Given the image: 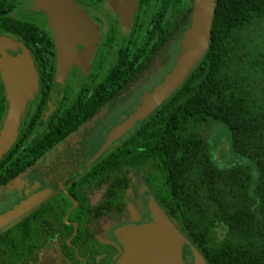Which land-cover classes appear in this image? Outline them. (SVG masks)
I'll use <instances>...</instances> for the list:
<instances>
[{"label":"trees","instance_id":"1","mask_svg":"<svg viewBox=\"0 0 264 264\" xmlns=\"http://www.w3.org/2000/svg\"><path fill=\"white\" fill-rule=\"evenodd\" d=\"M193 1L142 0L140 9L148 12L141 35L118 50L101 76L94 62L87 86L72 99L66 95L49 114L45 130L37 132V115H43L57 93L44 84L54 71H41L39 93L29 103L17 140L0 160V189L42 160L53 159L63 128L75 129L99 115L159 66L163 49L189 27ZM5 109L0 87V125ZM211 125L228 132L237 161L226 166L216 162L206 137ZM42 170L63 180L62 163L49 160ZM137 178L207 264H264V0H218L207 51L187 78L65 183L76 207L57 189L2 229L0 264H32L52 243L62 255L63 249L69 251L68 256H76L74 247L83 256L95 246L106 247L91 229L106 215L120 219L128 214L126 195ZM98 191L100 200L92 204L89 197ZM72 222L78 224L75 234ZM68 238L72 246L66 244ZM189 245L183 248L185 261ZM114 254L107 255V264Z\"/></svg>","mask_w":264,"mask_h":264},{"label":"flooded vegetation","instance_id":"2","mask_svg":"<svg viewBox=\"0 0 264 264\" xmlns=\"http://www.w3.org/2000/svg\"><path fill=\"white\" fill-rule=\"evenodd\" d=\"M77 5H79L87 14L88 18L91 20L93 25L97 28L98 32V46L94 51L91 60H90V68L87 73H84L82 68L78 65L77 62H73L70 64L66 76L63 79V83H59L55 81V75L57 70V49L54 44V33L50 26L49 19L47 14L39 9L36 6V0H0V60L3 58V55H7L9 57H16L20 54L26 53L31 62L33 64L34 69L38 74V89L34 94L39 93V82H40V72L41 71H54L52 78L50 76L44 80V84L46 87H56L59 91L55 95V99L51 102H48L47 109L44 110L43 115H37L39 119L36 122V131L43 132L45 130V124L49 114L54 111L59 103H63L66 101V95L72 99V97L80 90L82 87L88 83L87 78L92 70L94 62L96 63V67H98V76H101L107 68H109L110 64L116 60L118 55V50L122 47L126 48L130 43L135 41L139 35L142 33V28L146 22V14L147 11H143L140 9L142 4V0H135V8L130 15V23L128 25L122 24V16L127 14V10L130 5V0H73ZM124 1V5L127 6L123 12H120L116 8L120 6L121 2ZM158 2V0H152V4ZM151 8V6H150ZM180 40V39H179ZM179 40L178 45H179ZM176 43L171 42L167 46L166 49H163L161 53V57L158 60L160 64L157 66L149 75L143 77L137 85L133 86L128 93L122 96V99L116 101L113 100L111 104L106 105L103 111L99 115H93L90 119L84 121L80 125H78L75 129H65L63 128V142H61L58 146V152L56 154H52L53 159L47 158L42 160L38 165H34L32 168L28 169L24 173L19 174L15 177L10 183L6 184L3 188L0 189V192L9 187L15 186L19 189V194L24 195L23 198L19 199L16 204H14L9 210L13 209L16 205H18L21 201L29 198L30 196L44 191L49 190V194L47 197L39 203L37 206L30 209L28 212L32 211L40 204L45 202L57 189L61 190L73 203L76 202V205H72V209L77 206L76 199L68 194L67 187L65 183H71L72 179L81 174L85 168L89 167L96 160L100 158V156L109 150L113 145H115L118 141L124 138L134 127L127 130L121 137L113 141L110 146L97 158L93 159L95 154L99 151L102 145L105 143L108 133L110 130L122 122L124 118L128 117L130 113H132L135 108L140 104L142 96L151 91L154 86H156L159 82L163 80L165 75L170 71L173 67L171 66L163 75L159 77V80L156 84L152 85V88L145 90L140 96V99L136 105L133 107L127 115H120L115 118L113 122L109 123L107 127L100 128L102 123H106L113 116L111 112L113 108L117 105H120L125 102V100L137 90V87L142 85L146 80L153 77L157 74L160 69H162L169 62L168 51L170 47ZM83 48H78L77 53H81ZM102 50V51H101ZM178 55V54H177ZM176 55V57H177ZM176 57L172 61V65H174ZM76 59L78 57L76 56ZM82 76V77H81ZM83 78V79H81ZM87 86V85H86ZM0 87L4 89L5 92V100H6V109L4 112V116L2 119V123L4 117L6 115L8 109V101L6 98L5 91V83L2 79V74L0 71ZM74 94V95H73ZM49 97L52 99V91L49 90ZM27 102L25 110L20 118V124L18 128V134L20 128L23 124L24 116L27 114L29 110V103L33 100ZM49 99V100H50ZM52 106H55L53 110H50ZM50 111V112H49ZM36 116V115H35ZM112 116V117H111ZM2 123L0 125V129L2 127ZM35 124L32 125L34 127ZM100 140L97 142L96 137L101 136ZM18 137V135H17ZM17 140V138H16ZM55 152V150H54ZM60 157V160H57L54 157ZM51 161L53 164L62 163L63 164V180L56 179V175L47 176L43 170L42 166L45 162ZM69 168V170H67ZM34 174L38 176V185L41 184V188H28L27 179L28 176ZM139 183L145 188L150 194L151 197L154 198L153 194L146 188V186L141 182L140 178L135 179V184H133L126 195V203L128 206V214L120 217V219H115L110 215H106L100 219H98L95 226L91 229V234L106 245V247H94L86 250L87 255L83 256L78 254L77 249L74 247V251L76 256H68L69 251L63 249V255L59 252L58 247L55 243H52L51 246L46 247L40 254L39 259L32 264H41L45 255H50L52 261L56 264H107L106 257L113 251L116 253L113 255L112 260L109 264H115L117 259L119 258L122 250V244L116 237V230L119 227L129 225V224H140L147 221H133L130 219L132 214V205L130 202V198L132 196L133 188ZM101 192H95L90 195L89 199L92 204L97 203L100 200ZM155 199V198H154ZM156 200V199H155ZM149 202V201H148ZM147 202V207H148ZM158 203V202H157ZM7 210V211H9ZM149 210V208H148ZM3 212L2 214L6 213ZM26 212V213H28ZM150 212V211H149ZM24 213L23 215H25ZM0 214V215H2ZM22 215V216H23ZM151 215V213H150ZM21 216V217H22ZM19 217V218H21ZM17 218V219H19ZM17 219L11 220L5 226H0V231L10 224H12ZM103 220H107L116 224L117 226L113 231V238L110 235H107L106 232L109 230L108 227L100 228V223ZM72 226L74 229V234L77 232V222H72ZM66 244L68 246H72L70 242V238L66 239ZM184 248V247H183ZM182 254H184V249H182ZM191 255V257H190ZM190 255H185L189 264L193 263L192 252ZM184 259V264H186Z\"/></svg>","mask_w":264,"mask_h":264},{"label":"water","instance_id":"3","mask_svg":"<svg viewBox=\"0 0 264 264\" xmlns=\"http://www.w3.org/2000/svg\"><path fill=\"white\" fill-rule=\"evenodd\" d=\"M217 2L218 0L193 1L191 22L179 40L180 51L173 67L161 82L142 96L135 110L110 130L105 143L93 159L100 156L127 130L147 118L187 78L207 51ZM135 4V0H130L128 12L122 16V24L130 23ZM36 6L47 14L54 33L57 49L55 81L63 83L73 62H77L84 73H87L99 40L97 28L86 12L73 0H36ZM126 7L123 1L116 9L123 12ZM78 48H83L81 53H77ZM0 71L8 101V109L0 129L1 160L16 141L21 115L38 89V74L26 53L16 57L3 55ZM48 194L49 190H44L21 201L13 209L0 215V226L21 217L41 203ZM75 205L74 201L73 206ZM148 208L151 213L150 221L125 225L116 230L122 250L115 264H184L182 249L189 245V240L153 197L149 199ZM189 246L193 257L192 264H207L201 253L195 247Z\"/></svg>","mask_w":264,"mask_h":264},{"label":"rangeland","instance_id":"4","mask_svg":"<svg viewBox=\"0 0 264 264\" xmlns=\"http://www.w3.org/2000/svg\"><path fill=\"white\" fill-rule=\"evenodd\" d=\"M179 51L180 47L178 45V41H176V43H174L168 51L169 62L167 63V65L160 69V71L153 77L149 78L142 85L137 87V90L131 95V97L129 96L124 103L115 106L111 112V115L113 117L111 116L112 118L106 123H102L99 129L107 127V125L113 122L115 118L119 117L120 115H127L133 107H136L142 93L145 92V90L152 88V85L156 84V82L159 80V77L163 75V72L173 66L172 61L176 57V55L179 54ZM58 91L59 89H56V92ZM100 137H102V135L96 137L97 142L100 140ZM206 137L210 143L212 155L218 164L226 166L238 160V158L230 150L229 134L225 129L216 125H211L206 130ZM38 181V176L34 174L28 176V188H41L42 185H38ZM17 186L18 185H11L0 192V214L9 210L14 204H16L19 199L23 198L24 195L18 193V191L22 190L23 188L19 189ZM150 197L151 194L145 188H143L138 181V184L133 188L132 196L130 198L133 216L128 219L129 221L133 220L139 222L151 219V215L147 207V202L149 201ZM99 226L102 229L104 227H108L109 230L106 232V234L110 235V237L113 238V231L117 226L116 224H113L112 222L107 220H103L101 221ZM187 247L188 252L191 254L190 246ZM41 264L56 263L52 261L50 255L47 254L45 255Z\"/></svg>","mask_w":264,"mask_h":264}]
</instances>
